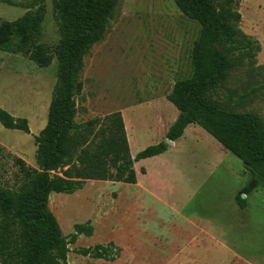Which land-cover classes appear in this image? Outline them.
Masks as SVG:
<instances>
[{
  "label": "rangeland",
  "instance_id": "obj_1",
  "mask_svg": "<svg viewBox=\"0 0 264 264\" xmlns=\"http://www.w3.org/2000/svg\"><path fill=\"white\" fill-rule=\"evenodd\" d=\"M6 1H0V19L14 21L27 12ZM46 7L42 41L55 46L60 31L52 0ZM239 12L241 31L260 49L242 55L218 97L235 112L264 119V0H240ZM200 29L174 0H122L105 38L85 58L76 122L121 112L133 157L165 140L179 115L168 95L176 81L192 75ZM57 79V58L41 67L0 50V108L30 127L25 133L0 123L1 189H16L23 167L38 170L35 136L47 124ZM169 145L165 154L134 165L138 184L87 180L73 194L51 193L49 207L65 238L76 224L93 230L69 245L68 264H264V185L254 197L242 195L249 208L237 222L228 201L252 178L244 163L196 124ZM211 231L217 243H209ZM111 243L109 259L94 257L97 245ZM87 248L91 253L82 254Z\"/></svg>",
  "mask_w": 264,
  "mask_h": 264
},
{
  "label": "trees",
  "instance_id": "obj_2",
  "mask_svg": "<svg viewBox=\"0 0 264 264\" xmlns=\"http://www.w3.org/2000/svg\"><path fill=\"white\" fill-rule=\"evenodd\" d=\"M6 2L27 12L14 21L0 19V50L22 54L41 67L57 58L58 79L47 124L35 136L38 170L23 167L25 178L16 189L0 188V264H68L69 245L80 235L91 236L93 230L76 224L70 240L65 238L49 207L51 193L73 194L87 180L136 184L135 163L165 153L166 140L176 142L191 124L211 134L250 171L252 178L237 195L241 208L246 206L242 195L264 185V119L254 112H235L218 97L219 88L242 55L251 57L260 49L239 27L240 0H174L201 28L192 51L193 72L176 81L168 95L179 115L166 139L135 157L121 112L76 122L85 58L105 38L122 0H52L60 31L55 46L42 41L46 0ZM0 123L30 133L27 119L14 117L3 108ZM114 250L112 243L97 245L94 257L109 259ZM81 253L89 255L91 248Z\"/></svg>",
  "mask_w": 264,
  "mask_h": 264
},
{
  "label": "crops",
  "instance_id": "obj_3",
  "mask_svg": "<svg viewBox=\"0 0 264 264\" xmlns=\"http://www.w3.org/2000/svg\"><path fill=\"white\" fill-rule=\"evenodd\" d=\"M179 114V113H178ZM190 126V125H189ZM188 126V127H189ZM187 127V128H188ZM187 130V129H186ZM186 130H185V132H186ZM184 135H185V133H184ZM183 135V136H184ZM182 136V137H183ZM181 137V138H182ZM180 138V139H181ZM178 141V140H177ZM176 141V142H177ZM176 142H173V144H176ZM175 146V145H174ZM169 147H170V145H169ZM169 147H168V149H169ZM225 148V147H224ZM226 149V148H225ZM163 154H165V153H163ZM163 154H161V155H163ZM161 155H158V156H161ZM155 157H157V156H155ZM155 157H151V158H155ZM148 159H150V158H148ZM144 160H146V159H144ZM138 163V162H137ZM136 164V163H135ZM136 173H137V171H136ZM247 174H248V172H246ZM143 174H145V175H147L148 174V170H147V174L146 173H143ZM237 175H239L238 173H236ZM139 181V178H138V174H137V182ZM136 184H138V183H136ZM244 186H241V188L240 189H238V188H236V192H237V194L236 193H233L231 196H230V198H229V201H228V207L230 208V214H233L232 216H234V215H236V220H237V222H239V215H240V211L242 210V211H245L246 209H248L249 207V203H248V200H246V206L244 207V208H241L240 207V205L238 204V202H237V195L239 194V192H240V190L243 188ZM261 187V186H260ZM260 187L259 188H257L255 191H253L252 193H250L249 195H246V197H254L253 196V194L257 191V190H259L260 189ZM245 196V195H244ZM247 199V198H246ZM234 218V217H233ZM186 219H188V221L189 222H191L192 221V217H186ZM203 227V226H202ZM211 228H212V226H210ZM214 231H211V233H210V236H211V239H209V243H212V244H214L213 243V241L215 242V243H217V238H216V235H215V232L213 233Z\"/></svg>",
  "mask_w": 264,
  "mask_h": 264
},
{
  "label": "water",
  "instance_id": "obj_4",
  "mask_svg": "<svg viewBox=\"0 0 264 264\" xmlns=\"http://www.w3.org/2000/svg\"><path fill=\"white\" fill-rule=\"evenodd\" d=\"M167 144H173V141H170V140H166Z\"/></svg>",
  "mask_w": 264,
  "mask_h": 264
}]
</instances>
